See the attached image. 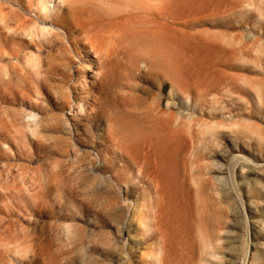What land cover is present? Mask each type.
Segmentation results:
<instances>
[{
	"label": "rangeland",
	"instance_id": "rangeland-1",
	"mask_svg": "<svg viewBox=\"0 0 264 264\" xmlns=\"http://www.w3.org/2000/svg\"><path fill=\"white\" fill-rule=\"evenodd\" d=\"M83 1L0 0V264H264V0Z\"/></svg>",
	"mask_w": 264,
	"mask_h": 264
},
{
	"label": "bare ground",
	"instance_id": "bare-ground-1",
	"mask_svg": "<svg viewBox=\"0 0 264 264\" xmlns=\"http://www.w3.org/2000/svg\"><path fill=\"white\" fill-rule=\"evenodd\" d=\"M38 2V9H40L39 11L42 13V17L43 18H48V12L45 6V2H54V6H52V11L53 13H55L54 17H53V21H51V25L54 27L56 25H61V29L62 31L68 35V31L66 30V27L64 26V24L61 23V13H59V11L61 9H69L70 7H73L74 13L73 16L70 18L72 25L75 29L82 31L85 28V21L82 19V17L87 14L85 13V2L83 0H37ZM116 11V10H115ZM109 16H112L114 18L115 21H117V23L120 21L121 16L126 15V14H122V15H118L116 16V14L118 13H107ZM152 26V25H150ZM44 32H48V29H42L40 31V33H44ZM53 32V30L51 31ZM133 33H139V34H143L146 35L147 37L152 36V34L155 35V28L153 31V28L150 29V27L145 26V28H143L140 31H134ZM158 33V32H156ZM159 36V34H157ZM29 39H35V34H33L32 32H30L28 34ZM156 36V35H155ZM162 37V36H161ZM155 38V37H154ZM160 38V37H158ZM153 39V38H152ZM86 40H88L89 44L91 45L92 48L97 49L99 46V42L96 41V39L92 38V37H86ZM162 39H160L161 41Z\"/></svg>",
	"mask_w": 264,
	"mask_h": 264
}]
</instances>
